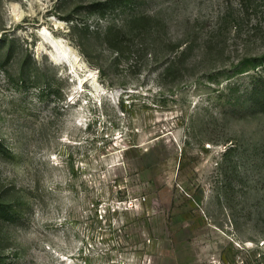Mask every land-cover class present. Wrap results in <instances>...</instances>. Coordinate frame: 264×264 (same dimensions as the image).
I'll return each mask as SVG.
<instances>
[{
	"label": "rangeland",
	"instance_id": "374dc122",
	"mask_svg": "<svg viewBox=\"0 0 264 264\" xmlns=\"http://www.w3.org/2000/svg\"><path fill=\"white\" fill-rule=\"evenodd\" d=\"M264 0H0V264H264Z\"/></svg>",
	"mask_w": 264,
	"mask_h": 264
},
{
	"label": "trees",
	"instance_id": "16d2710c",
	"mask_svg": "<svg viewBox=\"0 0 264 264\" xmlns=\"http://www.w3.org/2000/svg\"><path fill=\"white\" fill-rule=\"evenodd\" d=\"M259 0H239L243 10L248 11L254 9ZM253 103L264 109V86L252 94Z\"/></svg>",
	"mask_w": 264,
	"mask_h": 264
}]
</instances>
